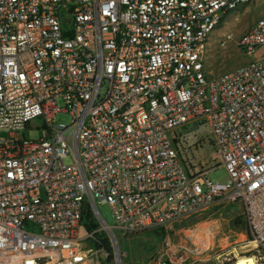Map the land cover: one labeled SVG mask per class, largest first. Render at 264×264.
Listing matches in <instances>:
<instances>
[{"label": "built area", "instance_id": "1", "mask_svg": "<svg viewBox=\"0 0 264 264\" xmlns=\"http://www.w3.org/2000/svg\"><path fill=\"white\" fill-rule=\"evenodd\" d=\"M252 1L0 0V264H123L118 237L216 203L240 206L264 264V13L237 40L245 65L202 64L223 15ZM201 127L226 183L208 178L219 165L183 159ZM197 249L167 244L155 261L188 264Z\"/></svg>", "mask_w": 264, "mask_h": 264}, {"label": "rangeland", "instance_id": "2", "mask_svg": "<svg viewBox=\"0 0 264 264\" xmlns=\"http://www.w3.org/2000/svg\"><path fill=\"white\" fill-rule=\"evenodd\" d=\"M262 13L264 0H253L223 15L203 49L202 64L209 75L230 72L250 60L238 48L237 40ZM226 35H231V39L221 45L220 40ZM70 119L64 113L57 115L55 121L68 125ZM31 125L33 128L26 132V136L34 140L40 135L41 123L35 120ZM6 134L5 130H0V137ZM197 134L201 141L194 147L186 150V146L183 149L182 155L187 166L192 171H198L219 165V161H213L214 148L210 132L201 127ZM64 163L70 164L71 161L65 159ZM208 178L212 183H226L228 180L221 165L211 170ZM98 211L106 224L112 227L114 219L110 209L99 206ZM240 215L241 209L237 203H216L202 212L177 220L163 231L118 237L119 250L122 255H126L122 263L156 264L157 256L163 253L168 244L176 249H193L194 245L201 247L197 249L200 255H192L188 264H235L239 258L249 257L254 250Z\"/></svg>", "mask_w": 264, "mask_h": 264}, {"label": "trees", "instance_id": "3", "mask_svg": "<svg viewBox=\"0 0 264 264\" xmlns=\"http://www.w3.org/2000/svg\"><path fill=\"white\" fill-rule=\"evenodd\" d=\"M86 214H87L86 215L87 228L89 230L95 229L98 225H97L96 221L94 220L92 212L90 211V209L87 210ZM161 231H163V230H161ZM97 238H98L99 245H101L105 250L110 252L111 251V247H110V244L108 242V239H107L106 235L101 232V233L97 234ZM99 245L96 244V247H99ZM109 260H110V257H109Z\"/></svg>", "mask_w": 264, "mask_h": 264}, {"label": "bare ground", "instance_id": "4", "mask_svg": "<svg viewBox=\"0 0 264 264\" xmlns=\"http://www.w3.org/2000/svg\"><path fill=\"white\" fill-rule=\"evenodd\" d=\"M236 264H253V261L250 257L239 258Z\"/></svg>", "mask_w": 264, "mask_h": 264}, {"label": "water", "instance_id": "5", "mask_svg": "<svg viewBox=\"0 0 264 264\" xmlns=\"http://www.w3.org/2000/svg\"><path fill=\"white\" fill-rule=\"evenodd\" d=\"M111 235V234H110ZM111 239L114 241V238H113V236L111 235ZM115 245V249L117 248V246H116V244H114ZM116 251H117V249H116Z\"/></svg>", "mask_w": 264, "mask_h": 264}]
</instances>
